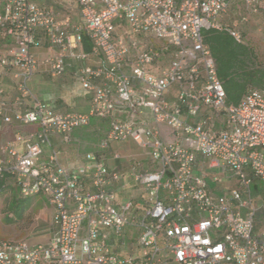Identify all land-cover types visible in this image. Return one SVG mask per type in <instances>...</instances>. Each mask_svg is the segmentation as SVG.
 I'll return each instance as SVG.
<instances>
[{"label": "built area", "instance_id": "built-area-1", "mask_svg": "<svg viewBox=\"0 0 264 264\" xmlns=\"http://www.w3.org/2000/svg\"><path fill=\"white\" fill-rule=\"evenodd\" d=\"M246 13L264 11V0H241ZM82 26L70 29L46 6L31 0H0V31L11 39L0 67L13 71L19 97L31 94L29 82L39 60L42 30L53 55L50 73L62 75L68 59L84 60L82 30L88 33L100 64L79 72L93 91L89 112H55L38 98L30 108L10 112L0 85V124H39L40 130L17 135L25 143L19 153L11 141L0 146V178L9 175L23 197L44 195L53 207V231L43 244L0 239V264H264V88L249 89L237 104L227 103L216 60L204 40L209 29L226 30L244 42L237 25L222 17L235 0H77ZM128 23L133 35L152 33L174 48L169 66L150 69L160 56L153 46L137 52L131 71L124 55L139 41L116 38L115 20ZM101 77L103 85L91 83ZM178 87L174 100L166 94ZM125 109L130 116L118 120ZM152 114L154 125L137 124L136 112ZM93 118L109 119L97 150L75 170L65 167L54 148L44 161L43 144L58 134L70 143L76 128ZM161 124L169 126L167 140ZM132 140L149 151L153 170L134 174L148 207L136 213L133 200H118L112 184L122 175L98 152L113 142ZM11 156V159H7ZM116 157H118L116 155ZM91 180L86 188L84 179ZM228 182V189L223 183ZM215 184V185H212ZM236 183L237 186H233ZM262 217L257 228L258 216Z\"/></svg>", "mask_w": 264, "mask_h": 264}, {"label": "crops", "instance_id": "crops-1", "mask_svg": "<svg viewBox=\"0 0 264 264\" xmlns=\"http://www.w3.org/2000/svg\"><path fill=\"white\" fill-rule=\"evenodd\" d=\"M37 4L46 6L50 9L55 17L59 21L69 19L70 29L76 26H82V16L80 13L77 0H31ZM241 0H235L233 6L240 4ZM232 6V7H233ZM38 36L41 39V45L33 49L36 54L39 63L35 70L32 79L29 82V88L31 94L28 96L19 97L20 94L16 88V80L13 76V71L0 67V85L4 89L3 97L10 104V112L16 110H24L30 108L35 98L48 104L55 112H89L92 104L93 91L86 88L79 76V72L82 67L90 66L97 67L101 61V54L94 53L92 50V41L85 30H82V45L80 49L87 54L84 60L68 59L69 65L65 72L59 76H53L50 73V65L46 59L48 56L53 55L55 50L49 45L47 38L42 30L37 31ZM114 36L116 38L130 39L135 37L139 41V47L129 48L124 55V69L126 72L131 71V66L136 60L137 52L144 46H153L156 50L160 51V56L156 62L150 65V69L155 73H160L163 69L167 68L171 63L174 56V48L162 50L163 41L156 38L152 33H142L133 35L129 29L128 23L123 20H115ZM11 45V39L0 31V53L5 54L6 50ZM91 83L94 85H103L104 81L101 77H92ZM178 87L173 86L166 96L170 100H174L177 97ZM115 117L118 120L128 119L129 112L125 109H119L115 113ZM134 123L147 124L149 126L154 125L152 114L149 110L144 109L136 112L133 116ZM109 127V119L93 118L91 124L86 127L76 128L73 132V139L70 143H63L61 137L58 134L50 135V144H43L42 160H48L52 150L54 148L59 150V160L62 165L72 170H75L80 165L87 161L86 154L88 152L96 151L98 142L104 137ZM162 135L165 139L171 140L173 133L168 125L161 124L160 126ZM39 124H19L13 122L11 124H0V146L8 141H11L19 153L25 152V143L18 141L17 135L23 134L27 136L29 133L39 131ZM101 155L105 163L111 168L118 171L122 178L119 182L112 184L111 188L116 191L118 200L120 202L125 200H133L136 208V213L142 215L145 209L149 206L147 195L145 191L136 182L134 174L139 171L153 170L155 163L150 157V153L147 149L140 147L132 140H124L119 142H113L111 146L103 151L98 152ZM116 155L118 157H116ZM0 152V160L2 159ZM8 160L11 156L6 157ZM3 183V189L1 194L8 195L7 203L5 205L8 208L15 199H29L30 203L25 209L33 208L37 199L41 197L38 202L40 204L39 210L46 214L48 231L44 234L43 238L40 236L28 235L22 240H27L31 244H43L46 243L53 231V213L54 209L49 204L47 198L44 195H33L29 197L21 196L18 185L9 176L5 175L0 178ZM86 188H91V180L89 178L84 179ZM212 185H215L212 183ZM223 189H228L230 184L228 182L222 184ZM263 191L261 186L258 185L256 190ZM11 192V193H9ZM12 196V197H11ZM15 196V197H14ZM24 211V212H25ZM14 215V214H13ZM262 217L258 216L257 228H261ZM15 240V239H14Z\"/></svg>", "mask_w": 264, "mask_h": 264}, {"label": "trees", "instance_id": "trees-1", "mask_svg": "<svg viewBox=\"0 0 264 264\" xmlns=\"http://www.w3.org/2000/svg\"><path fill=\"white\" fill-rule=\"evenodd\" d=\"M204 40L210 46L216 60L218 75L224 83L227 103L237 104L252 88L264 87V69L256 68L254 54L245 42H237L226 30L209 29ZM258 184L255 185V189ZM3 183L0 181V192ZM30 200H15L7 209L22 216ZM17 212V213H16Z\"/></svg>", "mask_w": 264, "mask_h": 264}, {"label": "rangeland", "instance_id": "rangeland-1", "mask_svg": "<svg viewBox=\"0 0 264 264\" xmlns=\"http://www.w3.org/2000/svg\"><path fill=\"white\" fill-rule=\"evenodd\" d=\"M245 13L246 10L241 2L233 6L221 21L224 25H237L240 28L245 44L254 54L255 67L264 69V11L250 14L246 22H241V16ZM256 184H262V182L254 181L251 185L253 190ZM233 186H237L236 183H233ZM8 198V195H0V239L22 240L29 234L43 238L48 231V216L39 210L41 203L38 202L41 197L37 199L33 208L26 210L20 217L5 207Z\"/></svg>", "mask_w": 264, "mask_h": 264}]
</instances>
